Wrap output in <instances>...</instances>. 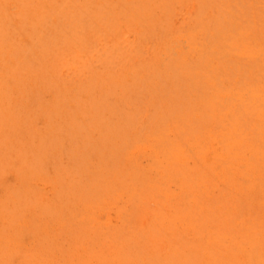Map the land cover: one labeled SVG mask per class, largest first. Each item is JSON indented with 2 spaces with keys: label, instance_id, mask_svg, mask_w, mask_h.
Wrapping results in <instances>:
<instances>
[{
  "label": "rangeland",
  "instance_id": "1",
  "mask_svg": "<svg viewBox=\"0 0 264 264\" xmlns=\"http://www.w3.org/2000/svg\"><path fill=\"white\" fill-rule=\"evenodd\" d=\"M2 1L10 9L8 16L0 12V264L63 254L109 256L113 264H177L178 251L190 241L200 244L194 259L204 264L202 248L224 252L222 238L239 250L248 244L246 258L264 257V195L241 183L227 199L215 181L209 187L194 184L193 191L184 169L187 161L198 162L197 153L177 152L179 161L168 162L197 116L187 113L188 100L192 107L197 103L192 82H183L188 73L195 72L191 79L198 75L191 57L172 60L184 66L178 86L174 71L156 75L158 94L152 80L143 77L141 84L128 68L160 61L153 44L184 23L197 39L218 23L215 40L226 42L231 22L250 17L264 0ZM68 8L73 16L64 11ZM18 19L21 30L33 36L36 29L47 30V36L36 43L29 36L26 44L8 41L1 21L9 29ZM56 40L63 52L54 49ZM93 83L97 89L90 93ZM177 92L178 99L168 98ZM92 146L104 148L92 154ZM260 147L264 167V139ZM110 156L115 160L108 161ZM20 181L23 187L16 185ZM72 214L79 219L65 223L63 217ZM12 223L16 229L8 228ZM112 225L117 234L108 233ZM222 226L236 238L221 236ZM101 228L105 234L98 239L94 233ZM60 243L65 247L58 248Z\"/></svg>",
  "mask_w": 264,
  "mask_h": 264
},
{
  "label": "bare ground",
  "instance_id": "2",
  "mask_svg": "<svg viewBox=\"0 0 264 264\" xmlns=\"http://www.w3.org/2000/svg\"><path fill=\"white\" fill-rule=\"evenodd\" d=\"M259 1L255 0V2ZM26 5L22 1V11L25 10L24 7ZM85 6L87 7V4ZM255 7L260 9H255L250 17L244 16L239 22H231L230 26L233 29V33H231L226 42L215 40V36H218L221 30V26L218 23L215 24V28L205 31V37L203 38L205 43L202 45L200 41L203 42V39H200V36L197 39L196 31L190 34L191 28L184 23L178 30L172 28L169 36L161 41V44H153L154 50L157 51V57L161 62L152 58L149 61L152 65H144L139 69L134 65L128 67L130 70H136V79H139L141 84L143 77H148L150 81L152 80L154 82L152 90L158 94L162 90L158 83L159 79H154L158 74L162 75L164 73V76L167 77L169 71H174L176 73V86L181 83V75H184V66L175 64L178 57H191L190 63L196 64L197 67L192 66L198 69V75L191 79V75L195 72L188 73L186 78L188 82L185 79L183 82H192L197 103L192 107L191 100H188L190 107H188L187 113L197 114V116L190 120L188 124V127H190L189 134L186 137L179 138L181 139L177 145L179 149L173 151L172 159H168L170 164H175L176 161H179L175 159L177 152L183 153L192 150L197 153L198 162L196 160L191 163L187 161L189 166L193 168L192 172H188L190 171L189 166L184 169L185 184L189 187L192 186L193 191L194 184L200 183L202 187H209L215 181L218 183V191L222 190V194L227 199L234 196V186L241 183L247 184L246 186L251 189L256 188L258 193L264 195V167L263 162L260 161V156H258L263 147L257 148L264 139V121L262 120V117H264V4L262 6L257 4ZM0 8V12L8 16L10 8L7 7L6 3L0 2ZM211 8L214 12L217 10L212 6ZM64 11L68 15L73 16L71 8ZM79 11L84 12L88 16L93 13L88 9ZM16 13L20 14L21 10L17 8ZM51 14L52 10L49 11L47 16ZM222 16H224L223 13ZM19 20L23 22L22 19H18L16 27L11 26L9 29L3 24L4 21H1L2 31H7L4 38L8 41L13 42L18 38L19 43L26 44V37L29 36L31 41L36 43V41L47 36V30L36 29L34 36L31 32L21 30L22 23ZM71 21L74 20L71 19ZM63 28L67 29L64 26ZM92 28L97 31L96 26H92ZM170 37L171 39L168 41ZM61 44L58 40L52 41L54 49L58 52L64 51ZM142 45L143 43H141ZM238 54L240 57H238ZM198 57L200 58L196 59ZM203 66L205 68H202ZM144 71H146V76L143 75ZM78 83L79 81L76 84L78 85ZM88 88L90 93H92L97 89V86L93 83ZM191 89V87H187L185 91ZM174 97L179 98L178 92L177 95H171L168 98L172 100ZM186 99H189L188 96H186ZM196 107L198 111H195ZM234 116L238 119L235 120ZM198 117L199 119H197ZM103 148L92 146L91 153L93 154L96 150ZM253 149H255L254 155L256 156L252 154ZM106 150L111 152L112 148L106 147ZM209 154H212L214 163L211 159L212 156L210 157ZM254 158H256V161ZM112 160H115V158L110 156L108 161ZM108 167L110 168L109 164ZM31 169L35 171L34 168ZM194 176H197V179H194ZM16 185L23 187L24 184L20 181ZM89 192L94 194L93 189H90ZM206 195L211 194L208 193ZM219 195L222 196L221 194ZM256 195L259 194L256 193ZM78 219L75 214L63 217L65 223H74ZM217 219L214 218L213 225H215ZM93 222L96 225V222ZM104 224L105 222L101 221L100 227H103ZM12 225L8 226V228L16 229L18 224L12 223ZM182 225L188 228L186 224ZM103 229L96 231L94 236L98 239L102 238V233L105 234ZM118 229L117 225H112L108 228V233L117 234L115 230L117 231ZM148 230L146 229L144 234H147ZM57 232L56 227L55 233ZM1 233H3L2 230ZM220 235L236 238L234 232L223 226L220 227ZM58 236L65 243L62 238L63 234L58 232ZM1 238L0 234V240H2ZM221 240L222 243H225L223 248L226 250L224 252H221L219 248L211 253L209 248H202V256L199 261L204 264H264V257H257L256 253L246 258L249 251L248 244L245 243L246 248L244 250H239L237 243L231 244L223 238ZM0 243L3 244L2 241ZM57 246L60 249L65 247L61 243L57 244ZM199 246L200 244H196L193 241L183 245L176 255L177 264H183L185 261L188 264H196V259L194 258L198 254ZM108 249L109 246L105 248V251ZM22 251L24 254L27 253L26 249H22ZM101 256L92 257L87 255L84 258H80L76 255L71 258L63 254L61 256H52L50 259L40 256L32 261L30 260L29 264H53V262L57 264L114 263L113 257L107 256L105 258ZM127 262L121 260V263ZM133 262L137 264L135 261Z\"/></svg>",
  "mask_w": 264,
  "mask_h": 264
}]
</instances>
